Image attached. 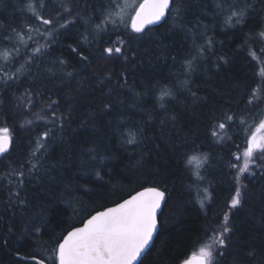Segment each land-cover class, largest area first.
Here are the masks:
<instances>
[{
    "label": "trees",
    "instance_id": "obj_1",
    "mask_svg": "<svg viewBox=\"0 0 264 264\" xmlns=\"http://www.w3.org/2000/svg\"><path fill=\"white\" fill-rule=\"evenodd\" d=\"M129 1L0 0V264H56V240L150 186L168 198L139 264H181L225 214L218 264H264V154L238 171L264 120V0H177L178 23L171 11L142 33ZM121 7L125 23L106 22Z\"/></svg>",
    "mask_w": 264,
    "mask_h": 264
},
{
    "label": "snow or ice",
    "instance_id": "obj_2",
    "mask_svg": "<svg viewBox=\"0 0 264 264\" xmlns=\"http://www.w3.org/2000/svg\"><path fill=\"white\" fill-rule=\"evenodd\" d=\"M31 7L30 4L29 8ZM66 10L70 11L69 9ZM133 11L134 14L127 18L126 26H130L134 33H142L148 26L161 22L169 15L170 11L175 12L174 19L178 23L181 14L177 0H141ZM123 12V7L118 12H109L106 22L115 24L116 19L113 17H117L120 18L121 23H125ZM244 14V10L231 11L227 21L232 23L233 18H235V22L240 23ZM37 19L43 25L54 23L52 19H44L39 15H37ZM65 26L60 25V27ZM97 28L99 29L100 25H97ZM260 36L264 38V32H261ZM105 51L111 55L113 51L121 53L122 49L110 47ZM35 52L39 53L40 49L37 48ZM7 55L8 53H4L5 57ZM82 58L86 59V57ZM164 95H170V93L162 91V97ZM249 103L251 104L252 101L250 100ZM227 119L231 120L232 117H227ZM218 127L224 129L225 124L220 123ZM129 135L130 138L127 143H135V138L131 134ZM212 135L216 136L217 133L213 131ZM47 136L48 133L45 132L44 137ZM10 144L9 129L0 128V154L7 152ZM39 147H43V145H39ZM257 151L264 154V121L259 124L255 131L251 132L247 139V146L243 152L244 164L238 169L240 173L248 171L249 162ZM236 159L240 160V156H237ZM196 160V157H192L188 162L191 164ZM33 168H36V165H33ZM18 176L22 178L24 173L20 172ZM9 183L12 181L9 180ZM23 183V179H20L18 186H23ZM205 193H207V189H205ZM14 195L19 198V192L14 193ZM241 197V189L237 187L234 196L231 198L230 207L232 209L241 205ZM165 200L166 193L159 187H143L142 190L130 195L128 199L116 203L114 207L97 211L83 223L82 227L73 228L55 241L54 260L57 264H137L157 230V213ZM19 203L23 205L26 202L19 200ZM231 231L229 215L225 214L224 223L219 230H212V235L209 237L211 243H205L199 247V250L184 259L182 264H218L217 257L222 256V249L227 247L226 234ZM37 264H44V261L39 260Z\"/></svg>",
    "mask_w": 264,
    "mask_h": 264
},
{
    "label": "water",
    "instance_id": "obj_3",
    "mask_svg": "<svg viewBox=\"0 0 264 264\" xmlns=\"http://www.w3.org/2000/svg\"><path fill=\"white\" fill-rule=\"evenodd\" d=\"M170 12H171V11H170ZM169 14H170V13H169ZM168 16H169V15H168ZM168 16H166V18H167ZM166 18H165L164 20H162L161 22L157 23V24H154V25H150V26H148L145 30H147L148 28H151V27H155V26H157V25H160L161 23H163V22L166 20ZM10 137H11V135H10ZM11 146H12V138H11V144H10V146H9V148H8V151L5 152V153H3V154H0V159H1L2 157H4V156L10 151ZM150 187H153V186H150ZM160 189H161V188H160ZM140 190H142V189H139V190H137V191H140ZM161 190H163V189H161ZM137 191H136V192H137ZM165 193H166V200H165L164 202H162V204H161V208H160V210H158V213H157V219H158L157 230H156V232L154 233V235H153V239H152V241L150 242L149 246H148L147 249L144 251V253H142L141 257L138 259L137 264H139V262L141 261V259L143 258V256H144V255L146 254V252L150 249V247H151L152 244L154 243V240H155V238H156V236H157V234H158V232H159V230H160V215H161V213H162V211H163V209H164V206H165L166 201H167V198H168V194H167L166 191H165ZM133 194H135V192L132 193L131 195H133ZM129 197H130V195L127 196L126 198L122 199V200L119 201V202H122L123 200L128 199ZM119 202H117V203H119ZM115 204H116V203H115ZM115 204L110 205V206H108V207H106V208L114 207ZM106 208L100 209V210H98V211H103V210L106 209ZM96 212H97V211H95V212H93L92 214H90L87 218H85V219L83 220L82 223H80L79 225L74 226L73 228L82 227V226H83V223L86 222V220L89 219V218L91 217V215H94ZM73 228H72L71 230H73ZM71 230H70V231H71ZM33 259L36 260L37 262H38L39 260H42V259L37 258V257H34ZM43 261H44V260H43ZM44 264H48V263L44 261ZM56 264H57V263H56ZM181 264H182V263H181Z\"/></svg>",
    "mask_w": 264,
    "mask_h": 264
},
{
    "label": "rangeland",
    "instance_id": "obj_4",
    "mask_svg": "<svg viewBox=\"0 0 264 264\" xmlns=\"http://www.w3.org/2000/svg\"><path fill=\"white\" fill-rule=\"evenodd\" d=\"M141 2V0H130L129 4L127 5V11H129V15H133L134 14V7H136L138 5V3ZM234 19V18H233ZM229 23V22H228ZM264 32V31H263ZM264 121V120H263ZM260 124V123H259ZM259 124H257L256 122L254 124H252V132L256 130L257 127H259ZM10 135V134H9ZM239 188H242V183H240Z\"/></svg>",
    "mask_w": 264,
    "mask_h": 264
},
{
    "label": "bare ground",
    "instance_id": "obj_5",
    "mask_svg": "<svg viewBox=\"0 0 264 264\" xmlns=\"http://www.w3.org/2000/svg\"><path fill=\"white\" fill-rule=\"evenodd\" d=\"M43 260V259H42ZM46 262V261H45ZM48 263V262H47ZM49 264V263H48Z\"/></svg>",
    "mask_w": 264,
    "mask_h": 264
}]
</instances>
